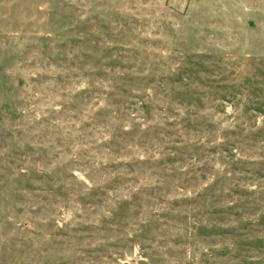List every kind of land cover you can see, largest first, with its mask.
<instances>
[{"label": "rangeland", "instance_id": "rangeland-1", "mask_svg": "<svg viewBox=\"0 0 264 264\" xmlns=\"http://www.w3.org/2000/svg\"><path fill=\"white\" fill-rule=\"evenodd\" d=\"M0 264H264V0H0Z\"/></svg>", "mask_w": 264, "mask_h": 264}]
</instances>
